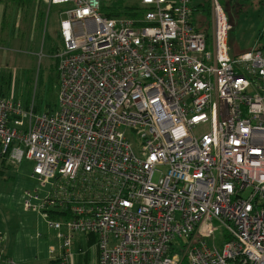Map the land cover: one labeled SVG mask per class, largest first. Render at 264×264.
<instances>
[{"label": "built area", "instance_id": "1", "mask_svg": "<svg viewBox=\"0 0 264 264\" xmlns=\"http://www.w3.org/2000/svg\"><path fill=\"white\" fill-rule=\"evenodd\" d=\"M137 1L41 0L68 6L58 104L0 95V166L32 165L23 206L57 264L78 243L96 264H264V51L231 55L218 0L211 42L195 0Z\"/></svg>", "mask_w": 264, "mask_h": 264}, {"label": "rangeland", "instance_id": "2", "mask_svg": "<svg viewBox=\"0 0 264 264\" xmlns=\"http://www.w3.org/2000/svg\"><path fill=\"white\" fill-rule=\"evenodd\" d=\"M1 1L0 46L6 45L12 48L9 51L10 57L17 55L20 61L16 64H0V95L4 97L13 95L17 100L22 101L23 106L27 109L31 107L34 101L36 113L38 114L50 111L51 108H57L60 83L58 70L56 71L54 65L55 60H52V64H45V62H47V56L50 55L47 54L48 46L51 45L52 48L59 46L56 37L60 14L68 6H52L48 16L47 11L45 12L44 23L47 16L45 30H40V34L38 32L33 34V30L29 28V23L23 20L29 12H25L24 8L19 9V5H12L9 0ZM218 1L224 8L231 25L229 34L231 55L236 57L256 49L264 51V0ZM126 3L127 5L139 4L137 0H126ZM211 15V9L207 10L206 16L200 11H195L193 18L198 29L208 31L210 42L213 36ZM207 16L210 18V24ZM16 26H18V29H16ZM52 52L53 55L57 54L54 50ZM24 58L27 60L30 58V64L22 62L21 59ZM3 167L0 166V233L3 234L4 239L3 249L1 250L3 251V257L6 258L11 251L10 241H13L16 230L20 227L18 221L23 222L21 218L16 216L18 214L22 215L21 211L24 210L21 206L18 213H14L10 208L11 197L30 185L28 176L32 165L24 162L18 169ZM33 224L36 226L33 225L32 228H28L32 229L30 234L26 233L27 230L25 231L26 235L28 234L26 241L32 248L29 264H47L49 246L58 247L59 245L56 238L57 231L48 229L45 222L38 218ZM39 231L43 236L38 240H33L31 236ZM83 252L85 254L80 255L79 249L75 251L77 255L75 264H96L94 256L98 253H93L92 245L86 247ZM37 256L39 259L36 260L35 257Z\"/></svg>", "mask_w": 264, "mask_h": 264}, {"label": "crops", "instance_id": "3", "mask_svg": "<svg viewBox=\"0 0 264 264\" xmlns=\"http://www.w3.org/2000/svg\"><path fill=\"white\" fill-rule=\"evenodd\" d=\"M206 5H207V7H208V5L211 6V0H206V1L195 0L194 1V7L197 9V11H200L203 14H205V16H206L205 8H207ZM18 8L19 9L24 8L25 12H29V14L24 16L23 20H25L27 23H29V25H30L29 28L33 30V34H36L37 32H38V34H40L41 33L40 30H43V31L45 30V23L47 20V16H48L52 7H48L43 2H41V0H30V1H28L27 4L19 6ZM46 11H47V16H46L45 23H44V17H45ZM16 27H17L16 29H18V26H16ZM0 37H1V33H0ZM56 38L58 39L59 47H60L61 46V42H60L61 39L59 36V25H58V31H57V37ZM21 49L23 50L24 48L22 47ZM10 50H12V48H10L9 46H6V45L0 46V52H1L0 64H16L18 61H20V59L17 55L10 57V54H9ZM14 50L17 51L16 49H14ZM22 50H20V51H22ZM52 50H53V48L51 47V45L48 46L47 54H50V55L47 56L48 59L46 60L47 62H45V64H52V60H55L54 63L57 64L56 58H55L56 54L53 55L54 53L52 52ZM21 61L26 63V64H30L29 61H31V59L29 58L27 60L26 58H24V59H21ZM1 167H3V166H1ZM1 171L3 172V170H1ZM23 192H24V189H22L21 192H17L13 197H11L10 208L14 213H18L21 206L24 209L21 211L23 213L22 215L18 214L16 216L17 218H21L23 220V222L21 223L17 220L18 226H20V227L16 230L15 237L13 238V241L12 242L10 241L9 246L11 247V251L6 256V258L3 257V251L1 250V249H3L4 239H3V234L0 233V264H5L8 258L13 259L18 264H29L30 263L29 261H30V257H31V253H32V248L30 247L31 245L27 243L26 237L28 234H30V232H31L30 230H32V229H28V228H32L31 226H33V225H34V227L36 226L33 223L36 221L37 218L41 221H42V219L35 212L28 211L24 208V206H23ZM26 230H27L26 233H28L27 235L25 233ZM39 234H41L40 231L37 232L35 235H32L31 238L33 240H38ZM80 247H82V244L78 243L76 245L75 251L77 249H79ZM76 258H77V255H75L74 264L76 262ZM35 259L36 260L39 259L38 256L35 257ZM57 263L58 262H56L55 260H51L48 256L47 264H57Z\"/></svg>", "mask_w": 264, "mask_h": 264}, {"label": "trees", "instance_id": "4", "mask_svg": "<svg viewBox=\"0 0 264 264\" xmlns=\"http://www.w3.org/2000/svg\"><path fill=\"white\" fill-rule=\"evenodd\" d=\"M9 1L11 2L12 5L16 4V5L22 6L24 4H27L28 1H30V0H9ZM1 2L2 1L0 0V3ZM206 7H207V5H206ZM210 9H211L210 5H208V7L205 8L206 15H207V10H210ZM195 11H197L196 8H195ZM102 12H104V14L110 18H117V17L139 18L141 16V14L143 13L141 11V8L139 5H137V4L127 5L126 0H112V5L109 7L103 6ZM209 24H210V18H209ZM53 50L55 53H58L60 51V47L58 46L56 48H53ZM56 50H57V52H56ZM56 62H57V59H56ZM54 65H55V68L57 71V64L55 63ZM58 75H57V77H58ZM51 110H52V108H51ZM3 166L5 167L6 165L4 164ZM7 167L10 168L11 166H7Z\"/></svg>", "mask_w": 264, "mask_h": 264}]
</instances>
